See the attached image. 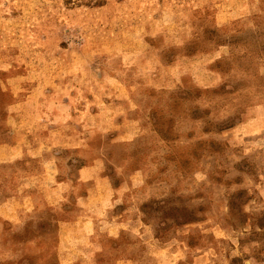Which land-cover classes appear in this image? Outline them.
Listing matches in <instances>:
<instances>
[{
	"label": "rangeland",
	"instance_id": "1",
	"mask_svg": "<svg viewBox=\"0 0 264 264\" xmlns=\"http://www.w3.org/2000/svg\"><path fill=\"white\" fill-rule=\"evenodd\" d=\"M12 105L117 190L89 264H264V0H0V143ZM56 231L0 216V264H59Z\"/></svg>",
	"mask_w": 264,
	"mask_h": 264
},
{
	"label": "crops",
	"instance_id": "2",
	"mask_svg": "<svg viewBox=\"0 0 264 264\" xmlns=\"http://www.w3.org/2000/svg\"><path fill=\"white\" fill-rule=\"evenodd\" d=\"M13 107L2 121L7 140L0 143V165L9 167L17 185L15 194L0 205V216L16 222L33 210L51 209L56 216L59 264H89L98 223L117 190L103 177L101 160L80 166L74 180L70 178V166L58 152L52 148L44 151L35 136L13 124L16 120ZM59 162L62 163L58 165ZM34 165L40 168L37 177L29 174ZM36 180L39 186H29Z\"/></svg>",
	"mask_w": 264,
	"mask_h": 264
}]
</instances>
